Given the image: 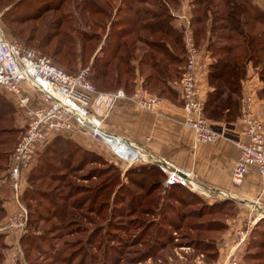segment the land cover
I'll use <instances>...</instances> for the list:
<instances>
[{
  "label": "rangeland",
  "instance_id": "obj_1",
  "mask_svg": "<svg viewBox=\"0 0 264 264\" xmlns=\"http://www.w3.org/2000/svg\"><path fill=\"white\" fill-rule=\"evenodd\" d=\"M15 1L17 0H0L1 21L7 35L19 38L28 46L40 50L54 63L68 70L82 68L90 70V62L107 41L105 38L108 32H111L110 21L122 17L119 14L117 16V8L121 0H86L90 1L88 8L95 1H100L101 5L109 2L106 8L111 11V18L104 21L105 26L101 29H93L80 21L81 6L79 4L82 0H66L64 8L71 17L63 13L64 9L51 10L37 20L19 23L8 20L7 15V10ZM147 2L150 4V1ZM133 3L140 7L149 6L146 2ZM189 3L190 0H179L176 6L173 5L174 12L178 14L179 26H189L192 11ZM25 4L20 5L14 13L15 16L23 11L25 13L27 9L29 10L26 12H31L38 6L32 3ZM99 4L97 3V6H101ZM70 18H74V25L84 30L94 31L98 36L87 40L80 33L72 30L66 31L64 29L65 20H70ZM61 20L64 21L63 26L59 24ZM207 26L206 30L203 28L198 35L197 47L206 52L209 62H212L210 51L206 49L210 36V19ZM59 29L60 32L67 33L66 36L63 34L68 40L66 45L72 44V48L77 52V56L70 64H67V59H62L65 49L60 55L54 54L58 48L55 46L58 39L56 37L51 41L49 36L56 34ZM190 29L195 41L194 31L191 27ZM137 44L144 50L148 49L147 45L142 42ZM84 47L87 48L85 57L80 58L78 52ZM136 52L137 55H142L141 49ZM253 73L259 77L256 69ZM259 82L262 86L260 78ZM205 83L207 84L206 90H210L208 77ZM158 91L156 89L154 92L158 93ZM35 102L39 103L38 100ZM14 110V113L9 114L13 118L12 121L4 119L0 121V127L16 128L18 132L16 131L14 138L17 142L23 131L24 124L21 122L23 113L17 108ZM255 114L263 121L260 114L256 111ZM76 133L78 137L77 135L64 137V140L70 141V144L63 142L65 146L62 148L59 143L50 146L33 169L37 174L36 179L32 182L27 180L26 186L31 183L46 192L48 197H55L59 206L58 211H54L55 214L50 213L48 209L50 208L51 211L53 206L42 195L37 194L34 200L23 198V187L26 182L21 183L23 195L20 196V202L28 212L25 226L27 231L24 233L19 230L6 229L5 232H0L2 236L4 235L3 240H0V264H31V262L85 264L83 263L85 260L83 248L88 246L93 252H98L103 240L98 241L105 233L103 227L106 224L105 227L110 228V231L106 233L109 240L106 245L119 254L117 264H222L229 258L231 250L222 258L217 255L216 250L219 244L225 242L224 235L229 228V221L239 214L236 205H226L224 211H217L215 208L218 206L209 209L208 204L222 200L211 202L209 192L199 186H194V188L191 184L188 186L168 184L167 177L162 175L164 173L160 169H152V165L158 166L157 164L125 162L116 157L109 146L93 140L87 132L77 131ZM2 148L4 147H0ZM140 166L144 167V170L149 169L148 173L141 174L138 168ZM117 170H120V176ZM33 171L31 170V173ZM4 173L6 174L7 170L0 172V175H5ZM1 181L0 197H13L8 182ZM37 202H40V210L39 208L34 209ZM27 204L32 205V209ZM17 209L13 213L17 212ZM61 210L68 211L70 215L64 213L65 216L62 217ZM164 215L171 220L168 221L170 224L164 222ZM7 217L2 216L0 212V228L6 222ZM260 224L254 221V216L246 215L242 228L238 229L235 239L237 248L234 247L236 249L233 250L232 257L240 260L239 264H264V225ZM98 227L102 228L93 234L96 236L94 240L91 234ZM29 230L45 233L52 242L64 247V252L58 259H53L48 254L40 253L38 248L22 243L21 238ZM156 231L157 234L153 236ZM89 238L91 241H88ZM241 239H243L242 242ZM115 246L121 247L120 253Z\"/></svg>",
  "mask_w": 264,
  "mask_h": 264
},
{
  "label": "trees",
  "instance_id": "obj_2",
  "mask_svg": "<svg viewBox=\"0 0 264 264\" xmlns=\"http://www.w3.org/2000/svg\"><path fill=\"white\" fill-rule=\"evenodd\" d=\"M65 1L17 0L7 10L8 20L24 23L28 20H37L48 11H60L61 9H64L63 13L65 15L71 17L64 8ZM147 1H150V4ZM99 2L95 1L91 6L92 8H88L90 1L82 0L79 4L81 6L80 21L85 22V25L93 29H101V27L105 26L104 21L111 18V11L106 8L109 2H104L105 5L102 4L103 6ZM133 2H146L149 6H135ZM178 2L179 0H121L117 8V16L119 14L122 17L120 16L110 21L112 29L105 38L107 41L100 47V51L94 55L93 61L90 62L89 78L97 91L109 92L123 88L128 94H131L136 88L137 81L143 79L142 86L147 92L155 93L163 100L164 98H169L182 107L180 94L174 85L180 80L184 71L187 61V47L184 38L185 26H179L178 14L173 10V5L175 4L176 6ZM25 3H32L38 6L31 12H26L29 10L27 9L25 13L23 11V13H18L15 16L14 13L17 12L20 5ZM97 3L101 6H97ZM189 4L192 8L189 26L194 31L196 46H198V35L203 28L206 30V27H208L207 22L210 19V36L206 49L210 51V56L213 60L209 62L208 82L210 90L205 92L204 115L215 125H228L232 128L241 115L244 96L243 88L249 79L250 67L253 70H257L262 82L261 88L257 92L255 91L256 96L264 98V7L255 0H190ZM73 20L74 18L65 20L64 29L66 31L72 30L80 33L87 40L98 36L94 31L84 30L82 27L74 25ZM59 24L63 26L64 21L61 20ZM63 34L67 35V33L60 32L59 29L56 34H50L49 37L51 41L56 37L58 39L55 45L58 48L54 51V54L56 56L60 55L65 49L62 59H67V64H70L77 56V52L72 48V44L70 46L66 45L68 40ZM138 42L147 45L148 49L140 48L137 44ZM197 48L200 49L199 47ZM140 49L142 55H137L136 51ZM86 51V47L81 48L78 56L80 58L81 56L85 57ZM204 53L208 59L209 56L206 52ZM70 56L72 58L69 59L68 57ZM156 89L159 90L158 93L154 92ZM8 98L0 94V121L4 119L12 121L13 119L9 114L14 113L16 106ZM16 131L17 129L14 127L11 129L0 127V145H2L0 147H4L0 149V172L8 170L11 165V155L19 140L18 138L16 142L14 138ZM64 137L67 138L68 136L66 134H57L51 138L40 151L34 164L23 171L28 173L27 180L29 182L36 179L37 174L33 169L38 165L50 146L59 143L62 148L65 146L63 142L70 144V141L64 140ZM138 168L141 174L148 173L149 169L144 170V167L141 166ZM152 169H160L164 173L162 175L167 177V174L159 166L152 165ZM31 170L33 171L32 173ZM117 171L120 176V170ZM156 174L158 173L156 172ZM4 176L0 175V182L4 180ZM27 180H25L26 183L23 187V198L25 197L26 199L27 197L34 200L37 194L42 195L53 206V209L50 211L49 208L48 211L50 213L58 211L59 206L55 197H48L46 192L31 183L26 186ZM6 182L8 180H4V183ZM175 184L183 186L180 183ZM226 205H235V202L228 198L208 204L209 209H214V207L218 206V209L215 208L217 211H224ZM27 206L31 209L33 207L30 204H27ZM39 206L40 202H37L34 209L38 210ZM0 212H2V216H7L4 197H0ZM64 213L70 215L68 211L61 210L62 217L65 216ZM164 217V222L170 224L168 221L171 220L167 219L165 215ZM259 224L264 225V217L258 220ZM225 225L227 224L225 223ZM105 226L103 227V232L105 231V233L98 241L101 242L103 240L98 252H93L88 246L83 248L85 256L83 263L117 264L119 262V254H116L114 249H110L106 245L109 241L106 233L110 231V228ZM101 228L98 227L91 235L97 233ZM156 234L157 231L153 233V236ZM3 236L0 234V240ZM93 238L95 240L96 236L93 235ZM88 241H91V238ZM21 242L36 249L38 248L40 253L48 254L53 259H58L65 249L52 242L51 238L45 233H37L35 230H29L21 238ZM115 247L120 253L121 247ZM216 253L219 256L218 249ZM31 264L41 263L31 262Z\"/></svg>",
  "mask_w": 264,
  "mask_h": 264
},
{
  "label": "built area",
  "instance_id": "obj_3",
  "mask_svg": "<svg viewBox=\"0 0 264 264\" xmlns=\"http://www.w3.org/2000/svg\"><path fill=\"white\" fill-rule=\"evenodd\" d=\"M184 36L187 61L180 80L174 85L180 94L184 124L194 131L197 143L214 142L224 136L236 137L240 155L232 170L234 182L242 181L251 166L257 167L264 177V123L253 109L255 92L243 90L241 115L238 117L243 127L239 131L228 125L212 124L204 115L203 83L208 77L209 61L205 53L197 48L189 26H185ZM89 74L88 68L79 71L65 69L40 50L7 35L0 13V87L14 99L16 108L22 111L24 118V129L7 171V180L18 211L8 215L0 232L6 229L27 231L28 212L20 202L22 173L34 164L40 151L57 134L71 135L85 131L93 140L109 146L111 152L125 162L157 164L167 174L168 184L195 186L188 175L183 177L178 174L177 168L170 166L165 159L152 155L127 136L105 126L113 106L121 99H131L140 108L151 111L157 110L163 99L147 92L142 86L143 79L137 81L131 94L123 88L99 92ZM23 84L40 93L41 102L36 103L32 97L24 94ZM123 147L136 151V159L130 161L124 158L119 152ZM233 253L222 264H239L240 260L232 257Z\"/></svg>",
  "mask_w": 264,
  "mask_h": 264
},
{
  "label": "crops",
  "instance_id": "obj_4",
  "mask_svg": "<svg viewBox=\"0 0 264 264\" xmlns=\"http://www.w3.org/2000/svg\"><path fill=\"white\" fill-rule=\"evenodd\" d=\"M255 1L264 7V0ZM206 85L204 82L203 89ZM260 88L259 77L250 67L249 79L243 89L257 92ZM22 90L24 94L41 102L40 93L27 84L22 85ZM0 94L14 101L1 87ZM255 97L253 109L260 114L264 122V98H259L256 93ZM21 122L24 124V118ZM105 126L111 131L127 136L136 145L145 148L154 156L165 159L173 168L186 173L195 186L209 192L211 202L228 198L235 202L239 214L229 221V228L224 235L225 242L218 245L220 258L227 255L229 250L233 252L237 248L236 233L242 228L246 215L254 216L256 223L262 218L264 177L259 173L258 168L251 166L242 181L238 183L232 178L233 167L240 155L236 137L224 136L214 142L197 143L194 131L184 124L183 108L175 101L164 98L157 110L151 111L140 108L131 99H121L113 106ZM234 127L235 131H239L243 123L237 119ZM71 136L78 137V134ZM119 152L130 161L136 156L134 150L125 147ZM22 174L24 175L21 182L24 183L28 173ZM7 176L8 172L4 180L8 179ZM4 206L7 209V216L17 209V203L12 196L4 198Z\"/></svg>",
  "mask_w": 264,
  "mask_h": 264
},
{
  "label": "water",
  "instance_id": "obj_5",
  "mask_svg": "<svg viewBox=\"0 0 264 264\" xmlns=\"http://www.w3.org/2000/svg\"><path fill=\"white\" fill-rule=\"evenodd\" d=\"M176 171H177L178 174H180V175L183 176V177H186V176H187L186 173H184L183 171H181V170H179V169H177ZM261 217H264V214H263Z\"/></svg>",
  "mask_w": 264,
  "mask_h": 264
},
{
  "label": "bare ground",
  "instance_id": "obj_6",
  "mask_svg": "<svg viewBox=\"0 0 264 264\" xmlns=\"http://www.w3.org/2000/svg\"><path fill=\"white\" fill-rule=\"evenodd\" d=\"M135 154H138L136 151H134Z\"/></svg>",
  "mask_w": 264,
  "mask_h": 264
}]
</instances>
